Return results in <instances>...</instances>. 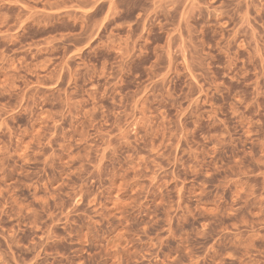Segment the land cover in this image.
Listing matches in <instances>:
<instances>
[{
    "label": "rangeland",
    "instance_id": "rangeland-1",
    "mask_svg": "<svg viewBox=\"0 0 264 264\" xmlns=\"http://www.w3.org/2000/svg\"><path fill=\"white\" fill-rule=\"evenodd\" d=\"M0 264H264V0H0Z\"/></svg>",
    "mask_w": 264,
    "mask_h": 264
}]
</instances>
